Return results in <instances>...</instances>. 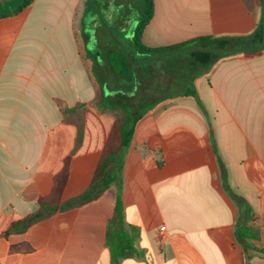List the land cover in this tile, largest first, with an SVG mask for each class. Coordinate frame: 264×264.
<instances>
[{"label": "crops", "instance_id": "obj_1", "mask_svg": "<svg viewBox=\"0 0 264 264\" xmlns=\"http://www.w3.org/2000/svg\"><path fill=\"white\" fill-rule=\"evenodd\" d=\"M107 1L117 3L108 19L126 34L130 18L119 7L137 0ZM154 1L142 34L151 49L202 37L258 43L261 0ZM90 3L34 0L0 19V264H112L106 232L119 193L137 249L121 264H264V49L216 63L180 54L123 79L109 66L112 39ZM189 62L196 95L172 94ZM100 87L111 102L147 112L122 157L121 185L47 213L40 200L67 160L64 206L87 191L112 135L114 117L92 105ZM81 103L85 135L75 151L77 128L63 110ZM239 227L255 236L239 240Z\"/></svg>", "mask_w": 264, "mask_h": 264}, {"label": "trees", "instance_id": "obj_2", "mask_svg": "<svg viewBox=\"0 0 264 264\" xmlns=\"http://www.w3.org/2000/svg\"><path fill=\"white\" fill-rule=\"evenodd\" d=\"M34 0H23L20 7L15 10H7L4 14H0V19L3 17L14 15L15 13L28 8ZM262 2V0H261ZM140 8L141 15L139 24L135 30L133 36V46L135 50L144 56V59L140 61L142 64H152L160 60H167L176 58L177 53L185 52L179 51L177 53H171L177 50H182L186 47H197L202 49H219V48H233V49H245L250 52H258L263 50L262 47L264 39V25L263 20L260 26L255 32L254 37L257 38L258 43L255 46L247 47L241 43L239 39L226 38L217 39L213 37H202L192 40L185 44L176 45L170 48L162 49H151L145 46L142 42V34L145 27L153 19L155 13V1L154 0H141ZM6 4H0V7L6 8ZM114 49L108 53V63L111 70L119 77L123 79H129L133 75V71L136 67L131 66L126 54L119 48L116 43L112 40ZM129 53V52H128ZM132 57V54L129 53ZM190 54L203 58V63L214 62L216 63L219 58L226 55L236 54L234 52L226 53H211L204 51L191 50ZM156 57L155 60L151 61V58ZM134 62L135 59L132 57ZM138 65V66H139ZM188 70L186 75H182L183 80L178 83V87H172L174 91L171 93L175 95L182 94L196 95V90L193 87V75L191 68L195 67L192 62L184 65ZM92 105L102 114H108L114 117L115 123L112 135L108 139L100 159L97 164L93 179L90 183L87 191L78 199L71 201L67 206L61 204L64 188L68 181V162H66L63 171L58 174L55 178V185L53 192L48 197H44L40 200V205L47 213H53L55 211L65 209L68 207H76L91 201L98 197L102 192L106 191L109 187L116 184L120 187L122 179V157L124 152L129 148L137 123L147 113L146 111L137 112L134 108L126 103H114L105 95L102 87L97 90V95ZM86 114L87 104L81 103L73 108L63 110V119L67 124L75 125L77 128L76 148L75 151L79 150L83 144L85 135L86 125ZM24 222L16 223L13 225V231ZM136 229L133 228V231ZM10 233L7 232L6 235ZM252 230H248L242 227L237 228V238L241 240L244 236L254 237L251 235ZM257 236V235H256ZM136 235H132L127 228L125 220V208L123 205L120 193L117 196V202L115 206L114 215L109 220L106 232V244L111 251L112 264H121V261L134 257L137 254L135 246Z\"/></svg>", "mask_w": 264, "mask_h": 264}, {"label": "rangeland", "instance_id": "obj_3", "mask_svg": "<svg viewBox=\"0 0 264 264\" xmlns=\"http://www.w3.org/2000/svg\"><path fill=\"white\" fill-rule=\"evenodd\" d=\"M137 2L140 3L141 0H137ZM137 2H136V4L132 5L131 7L129 6L131 9H127L125 7L123 8V6H125V4L123 6H121V7H119L120 13L121 14H128V17L130 18V25L128 26L127 33L123 34V35H121L116 29H114V26L112 25L111 21L108 19V16H107V10L110 9L111 7L114 10L115 9V5L117 4L116 2L113 3L112 6H110V8H108V6H107L108 1L107 0H91L90 6L91 7H95V6L97 7L96 13L98 14L97 16L99 18L100 24L103 25L102 24V19H101V17H102L106 21V23L109 25V27L110 28L112 27L111 29L114 32L115 36L119 38V40L123 43V45L127 49V51L132 54V57L135 59V61L140 62L141 59L144 56L134 52L133 51V44L130 43V41L128 40L130 37H131V39H133V36H134L133 31H134V28H135L134 18L138 17V13H140V7H139ZM22 3H23V0H14L11 3H7L8 5H7L6 8L0 7V14H4L5 12H7V10L8 11L9 10H15L18 7H20L22 5ZM125 3H126V0H125ZM113 10H111V11H113ZM129 10H130V12H129ZM90 15L91 14L89 12L87 17L85 18V24H86L87 33L92 34V31L90 30V27H89L90 26V22L92 21L90 19V17H91ZM90 44L91 45L95 44V42L92 40V42ZM187 53H190V51L180 52V53H177V54H187ZM137 66H134V67L137 68ZM203 75L206 76L207 72L205 71V73ZM200 76L201 75L197 74V77H200Z\"/></svg>", "mask_w": 264, "mask_h": 264}, {"label": "water", "instance_id": "obj_4", "mask_svg": "<svg viewBox=\"0 0 264 264\" xmlns=\"http://www.w3.org/2000/svg\"><path fill=\"white\" fill-rule=\"evenodd\" d=\"M14 0H0V4H6V3H11ZM262 13H263V25H264V0H262ZM102 19V24L103 27L105 28L106 32L108 33V35L110 36V38L116 43V45L121 48V50L126 54V56L128 57V60L131 64V66H137L139 65L141 62H134L132 60L131 55L128 53L127 49L124 47L123 43L119 40L118 37L115 36L114 32L112 31V29L109 27V25L106 23V21L101 17ZM264 48V39H263V44L262 47ZM204 51V52H211V53H226V52H234V53H245V52H250V50H245V49H233V48H219V49H202V48H197V47H186L183 48L182 50H177L171 53H177L179 51ZM156 57L151 58L150 60L153 61L155 60Z\"/></svg>", "mask_w": 264, "mask_h": 264}]
</instances>
